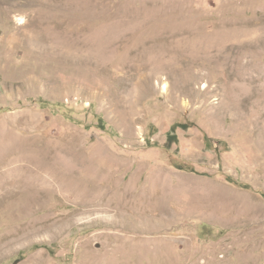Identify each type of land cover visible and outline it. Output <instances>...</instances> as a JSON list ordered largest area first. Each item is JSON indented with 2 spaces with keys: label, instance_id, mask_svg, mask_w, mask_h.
Returning a JSON list of instances; mask_svg holds the SVG:
<instances>
[{
  "label": "rangeland",
  "instance_id": "obj_1",
  "mask_svg": "<svg viewBox=\"0 0 264 264\" xmlns=\"http://www.w3.org/2000/svg\"><path fill=\"white\" fill-rule=\"evenodd\" d=\"M7 164L0 264H264V0H0Z\"/></svg>",
  "mask_w": 264,
  "mask_h": 264
},
{
  "label": "bare ground",
  "instance_id": "obj_2",
  "mask_svg": "<svg viewBox=\"0 0 264 264\" xmlns=\"http://www.w3.org/2000/svg\"><path fill=\"white\" fill-rule=\"evenodd\" d=\"M39 1H43V0H39ZM240 30V29H239ZM228 30V31H224V32H221L220 33V40L221 42H223V44H227L230 40H232L233 42H240L241 40L239 38H241L244 34V31L242 30ZM247 32H250V31H247ZM249 38V37H248ZM208 39V38H207ZM207 39H206V35L203 36V34H198V35H195L194 37H189L186 41H184V44H188L187 46L190 47V46H197V45H200L202 46V48L204 47L203 43H200V41L204 40L207 42ZM244 39V38H243ZM236 40V41H234ZM251 40V39H250ZM255 40V39H254ZM253 41V40H251ZM245 42V41H244ZM250 42V41H249ZM179 46V45H178ZM177 46V47H178ZM243 46V44H242ZM183 47V45H182ZM231 47V46H230ZM179 48V47H178ZM68 49V48H67ZM74 50V49H73ZM82 50V49H81ZM153 50V49H152ZM169 50V49H168ZM83 51V50H82ZM155 51V50H154ZM161 51L164 52L163 49H161ZM160 51V52H161ZM81 52V51H80ZM157 52V51H156ZM166 52V50H165ZM152 53V52H151ZM174 53V52H173ZM235 53V52H234ZM150 54V53H149ZM160 54V53H159ZM164 54V53H163ZM169 54H165L163 57L167 56ZM154 56V55H152ZM157 56V54H156ZM154 56V57H156ZM162 56V55H160ZM173 56V55H171ZM226 56V55H225ZM224 56V57H225ZM153 57V58H154ZM174 57V56H173ZM166 58V57H165ZM177 58V57H176ZM93 59V58H92ZM150 59V57H149ZM155 59V58H154ZM158 59V58H157ZM160 59V57H159ZM163 59V58H162ZM172 59V58H170ZM169 59V61H170ZM84 61V60H83ZM82 61V62H83ZM155 61V60H154ZM152 61V62H154ZM151 62V61H150ZM165 62V61H164ZM163 62V63H164ZM159 63V62H158ZM161 64V62H160ZM174 64V63H173ZM172 64V65H173ZM167 65V64H166ZM169 65V64H168ZM147 67V66H146ZM160 67V66H159ZM156 68V67H154ZM175 68V67H174ZM54 155V154H53ZM24 158V157H23ZM73 158H76L77 161H79V157L78 156H73ZM30 159V158H29ZM14 160H17V159H14ZM20 161H22L20 159ZM10 162V161H9ZM13 164H14V161H12ZM11 162V163H12ZM10 163V164H11ZM27 163V162H26ZM10 164H7L6 165V169L4 172H0V195H5L6 193H8L9 191V186H11V182L13 180L16 179V177L18 176H21L22 174V169L21 167L19 166H16V167H12ZM33 169V168H32ZM24 170V168H23ZM1 171V170H0ZM68 172V171H67ZM26 173V172H25ZM36 180V179H35ZM22 182V181H21ZM51 184L50 186L54 185H59L61 186V188L63 189L64 187V182L62 179H60L58 176H55V175H52L51 178L49 177H46V176H43V183H42V186L44 187H47L49 186L48 184ZM20 185V184H19ZM18 186V185H17ZM34 186V185H33ZM69 187L71 189H76L78 191H81V192H84L86 193L87 195H89L88 199H92L93 197L95 196H98L99 194L98 193V189L95 187V185H82V184H75L72 188V186H68L66 185L65 186V190L69 191ZM29 190V189H28ZM15 191V190H14ZM13 191V192H14ZM19 191V190H18ZM17 191V192H18ZM26 191V190H25ZM113 192V191H112ZM111 192V193H112ZM17 194V193H16ZM91 194V195H90ZM128 194V192H127ZM126 194V196H127ZM129 195V194H128ZM13 196V195H12ZM102 196H105L107 201H105V205L106 207H113V205H111L110 203V193L109 191L105 190L103 191V195ZM131 196V195H130ZM142 196V195H140ZM14 197V196H13ZM108 197V198H107ZM96 198V197H95ZM98 198V197H97ZM124 198V197H123ZM144 198V197H143ZM99 199V198H98ZM105 199V198H104ZM133 199V197H132ZM3 200V199H2ZM143 205L145 208H147L148 211H150V214H151V217L155 218L158 220V218H162L164 216V214L167 212L166 209H165V206H164V203L162 202V200L160 198H154L153 200H151L150 202L148 200L143 199ZM121 202V201H120ZM138 203V202H137ZM149 205L148 207L146 206ZM116 208H118V212L122 211V210H125V204L124 203H118L116 205ZM123 212H120V214H122ZM116 215H118V213H116ZM115 217V216H114ZM149 220H153V219H149ZM155 221V220H154ZM160 221V220H159ZM18 229V228H17ZM36 233V231L34 230H31V229H27L25 227H23L22 229H19L17 230L15 233L11 234L10 236H6L3 238V240L1 241V244H0V254L1 253H4V252H7V251H10V250H13L14 246L16 243L18 242H21V241H24V240H27V239H30L32 237V235ZM152 238V237H151Z\"/></svg>",
  "mask_w": 264,
  "mask_h": 264
}]
</instances>
